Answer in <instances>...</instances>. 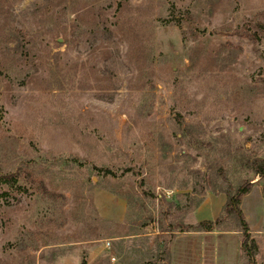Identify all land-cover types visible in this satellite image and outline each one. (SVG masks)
<instances>
[{
	"label": "rangeland",
	"instance_id": "374dc122",
	"mask_svg": "<svg viewBox=\"0 0 264 264\" xmlns=\"http://www.w3.org/2000/svg\"><path fill=\"white\" fill-rule=\"evenodd\" d=\"M258 161L264 0H0V264H204Z\"/></svg>",
	"mask_w": 264,
	"mask_h": 264
},
{
	"label": "crops",
	"instance_id": "0c3cea01",
	"mask_svg": "<svg viewBox=\"0 0 264 264\" xmlns=\"http://www.w3.org/2000/svg\"><path fill=\"white\" fill-rule=\"evenodd\" d=\"M226 202V195L222 192L207 195L202 203L193 211L194 222L216 219ZM239 208L244 216L250 234V240L255 245L254 260L264 258V192L262 184L256 180L245 195L242 196ZM241 231L235 230H211V231H183L175 239L195 235L204 240V264H246V258L241 247ZM184 247V246H182ZM187 253L195 249L191 244L185 246ZM191 247V248H190ZM243 252V253H242ZM194 254V252H193ZM193 257V256H192ZM208 258V260H207ZM189 264V260L187 261Z\"/></svg>",
	"mask_w": 264,
	"mask_h": 264
},
{
	"label": "trees",
	"instance_id": "16d2710c",
	"mask_svg": "<svg viewBox=\"0 0 264 264\" xmlns=\"http://www.w3.org/2000/svg\"><path fill=\"white\" fill-rule=\"evenodd\" d=\"M254 171L258 176L264 177V161H258L254 165ZM252 187V183H244L240 185L233 192L230 189L220 191L226 195V202L222 208L220 215L214 220H204L197 222L195 225H190L186 228H182V231H211L214 229H219V225L223 220V215H235L240 222L242 240L241 247L242 250L247 254L250 260V264L253 262L254 251L250 244L253 241L250 240V234L248 232V226L244 219V216L239 208L240 200L243 195H245ZM255 246V245H254Z\"/></svg>",
	"mask_w": 264,
	"mask_h": 264
}]
</instances>
